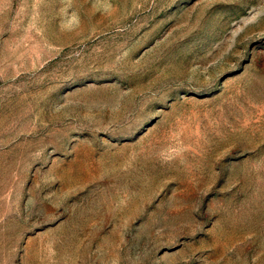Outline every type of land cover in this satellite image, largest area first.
Here are the masks:
<instances>
[{
    "label": "rangeland",
    "instance_id": "rangeland-1",
    "mask_svg": "<svg viewBox=\"0 0 264 264\" xmlns=\"http://www.w3.org/2000/svg\"><path fill=\"white\" fill-rule=\"evenodd\" d=\"M0 264H264V0H0Z\"/></svg>",
    "mask_w": 264,
    "mask_h": 264
},
{
    "label": "clouds",
    "instance_id": "clouds-1",
    "mask_svg": "<svg viewBox=\"0 0 264 264\" xmlns=\"http://www.w3.org/2000/svg\"><path fill=\"white\" fill-rule=\"evenodd\" d=\"M72 22H73V21H71V20L68 22V26H69V27H71Z\"/></svg>",
    "mask_w": 264,
    "mask_h": 264
}]
</instances>
